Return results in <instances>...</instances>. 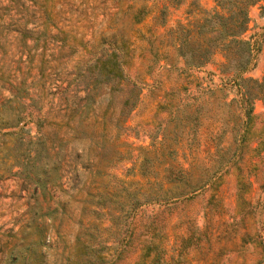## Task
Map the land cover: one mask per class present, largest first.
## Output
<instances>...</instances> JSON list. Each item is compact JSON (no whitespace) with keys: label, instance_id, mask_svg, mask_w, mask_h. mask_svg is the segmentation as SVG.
Wrapping results in <instances>:
<instances>
[{"label":"rangeland","instance_id":"rangeland-1","mask_svg":"<svg viewBox=\"0 0 264 264\" xmlns=\"http://www.w3.org/2000/svg\"><path fill=\"white\" fill-rule=\"evenodd\" d=\"M214 7L0 0V264H264V0L243 71L176 54Z\"/></svg>","mask_w":264,"mask_h":264},{"label":"trees","instance_id":"trees-1","mask_svg":"<svg viewBox=\"0 0 264 264\" xmlns=\"http://www.w3.org/2000/svg\"><path fill=\"white\" fill-rule=\"evenodd\" d=\"M214 2L215 7L211 13L205 12L201 18L191 24V29L186 30L184 37H175L177 40L176 54L185 66L199 67L210 58L209 43L215 42L216 46L213 50L218 47L224 52L234 51L237 57V71H243L250 63L251 57L248 43L241 35L247 23V7L253 3V0H214ZM210 22L213 25L209 28L208 37L203 34L194 35V33H200V28L205 23ZM193 42L197 44L200 52L186 54L182 51L185 44ZM225 60L227 62L229 59L225 56Z\"/></svg>","mask_w":264,"mask_h":264}]
</instances>
